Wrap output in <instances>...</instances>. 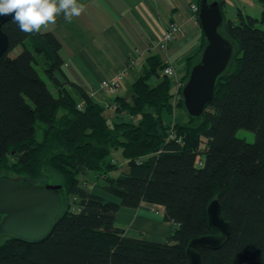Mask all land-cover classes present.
Here are the masks:
<instances>
[{
  "label": "trees",
  "instance_id": "1",
  "mask_svg": "<svg viewBox=\"0 0 264 264\" xmlns=\"http://www.w3.org/2000/svg\"><path fill=\"white\" fill-rule=\"evenodd\" d=\"M257 1L258 18L232 21L222 10L220 31L235 54L198 119L187 116L176 82L186 81L203 35L183 78L163 75L167 64L151 55L130 96L115 97L110 109L76 84L56 81L62 62L51 33L29 35L13 21L2 26L8 47L0 57V177L37 182L44 171L57 175L64 210L41 241L2 239L0 264H187L189 241L216 234L206 213L213 200L230 235L217 250L198 249L201 263L264 264V0ZM239 130L253 140L237 137ZM89 180L118 201L91 191ZM141 203L163 208V220L173 225L166 241L126 237L116 227L121 207Z\"/></svg>",
  "mask_w": 264,
  "mask_h": 264
},
{
  "label": "crops",
  "instance_id": "2",
  "mask_svg": "<svg viewBox=\"0 0 264 264\" xmlns=\"http://www.w3.org/2000/svg\"><path fill=\"white\" fill-rule=\"evenodd\" d=\"M79 2L85 5L79 17L66 23L60 16L47 31L60 43L58 56L62 66L54 78L67 87V82L76 84L88 96L94 90L90 98L102 106L112 104L117 96H130V87L142 74L149 56L157 55L170 64L175 70L173 78L180 80L185 75L187 59L201 46L202 32L198 21L192 19L190 9L192 5L198 6V0ZM249 9L260 13L261 7L257 0H224L222 7L224 19L232 21L238 15L247 16ZM170 22L180 25L182 30L167 51L161 53L156 45ZM122 71L125 74L119 90L111 92L101 88L104 83H112ZM115 225L126 237L160 243L173 230L172 223L163 220V208L146 203L135 209L121 207Z\"/></svg>",
  "mask_w": 264,
  "mask_h": 264
},
{
  "label": "water",
  "instance_id": "3",
  "mask_svg": "<svg viewBox=\"0 0 264 264\" xmlns=\"http://www.w3.org/2000/svg\"><path fill=\"white\" fill-rule=\"evenodd\" d=\"M10 21L11 16L0 17V57L8 47L2 26ZM197 21L205 46L181 87L183 108L192 119L201 117L212 101L217 80L228 71L235 54L234 44L220 31L224 19L219 2L200 0ZM63 210L64 193L60 185L39 186L0 177V239L41 241L50 234ZM206 213L208 227L216 234L189 241L187 264H202L198 249L217 250L229 238L230 225L224 221L218 201H211Z\"/></svg>",
  "mask_w": 264,
  "mask_h": 264
},
{
  "label": "clouds",
  "instance_id": "4",
  "mask_svg": "<svg viewBox=\"0 0 264 264\" xmlns=\"http://www.w3.org/2000/svg\"><path fill=\"white\" fill-rule=\"evenodd\" d=\"M84 11L79 0H0V17L11 16L20 31L29 35L47 32L60 16L72 23Z\"/></svg>",
  "mask_w": 264,
  "mask_h": 264
},
{
  "label": "rangeland",
  "instance_id": "5",
  "mask_svg": "<svg viewBox=\"0 0 264 264\" xmlns=\"http://www.w3.org/2000/svg\"><path fill=\"white\" fill-rule=\"evenodd\" d=\"M249 11H250L249 14H248L249 16L258 18L259 15H260L259 12H256V11H253V10H250V9H249ZM39 74H40V76L43 79L45 78L41 71L39 72ZM184 83H182V86H183ZM173 103H175L174 100H173ZM106 113L108 115H112V113L109 110H106ZM174 115L175 116H182L183 113L181 111L174 110ZM162 118H163V120L165 122L169 121V116L165 112L162 113ZM183 119H184V116H183ZM124 120H128V119H124ZM236 135L239 138H244L247 142H251L253 140V134L248 132V131L239 130ZM110 158H112L114 163L118 164L119 171H124L125 170V167L123 165V161H122V158H121L119 152H113L112 155L110 156ZM2 175L9 176L13 180H20V181H23V182L26 181L27 183L29 182L30 184H35V185H39V186H42V185H59V183L61 182L60 177H58L57 175H55L53 173H50L48 171H44L42 173L41 178L39 180H37V182L30 181V180L24 178L23 176L16 175L14 173L2 172ZM94 183H95L94 181L89 180V184H90L89 187H90L91 191H97L98 194L99 193L102 194L104 197L110 199L111 201H116V202L118 201V199H116L115 197H112L110 195L106 196V195H104L105 193L103 194L100 191L98 192V190H96L97 188L95 187ZM155 212H158V210H155ZM1 242H2V239H0V243Z\"/></svg>",
  "mask_w": 264,
  "mask_h": 264
},
{
  "label": "built area",
  "instance_id": "6",
  "mask_svg": "<svg viewBox=\"0 0 264 264\" xmlns=\"http://www.w3.org/2000/svg\"><path fill=\"white\" fill-rule=\"evenodd\" d=\"M193 16L192 19L194 21H197V13H198V6L197 5H192L190 7ZM181 26L175 23H168L166 28L163 31L162 37L159 40V42L157 43V48L161 53H165L168 49V46L176 39V37L181 33ZM166 67L163 69L162 74L166 75V76H174L175 74V70L174 68L166 63ZM124 72H120L119 74H117L116 79L112 82V83H104L102 84L101 88L111 91V92H115L117 90H119L121 84H120V80L122 79V77L124 76ZM177 81V80H176ZM182 87V83L177 81L176 82V88L180 89ZM95 94L94 90H91L89 92V97H92ZM84 107V101H80L77 103V109L78 110H82ZM108 108L112 109V104H108L107 105Z\"/></svg>",
  "mask_w": 264,
  "mask_h": 264
}]
</instances>
